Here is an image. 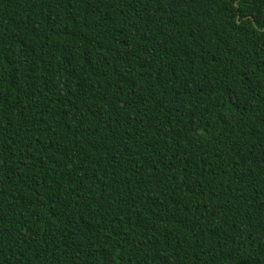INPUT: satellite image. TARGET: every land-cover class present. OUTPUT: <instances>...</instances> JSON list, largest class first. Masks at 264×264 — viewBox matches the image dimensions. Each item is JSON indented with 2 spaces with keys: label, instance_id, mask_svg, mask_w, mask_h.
<instances>
[{
  "label": "trees",
  "instance_id": "trees-1",
  "mask_svg": "<svg viewBox=\"0 0 264 264\" xmlns=\"http://www.w3.org/2000/svg\"><path fill=\"white\" fill-rule=\"evenodd\" d=\"M0 264H264V0H0Z\"/></svg>",
  "mask_w": 264,
  "mask_h": 264
}]
</instances>
